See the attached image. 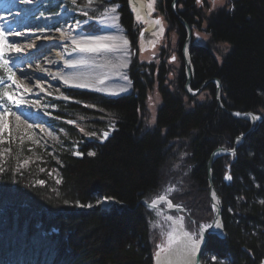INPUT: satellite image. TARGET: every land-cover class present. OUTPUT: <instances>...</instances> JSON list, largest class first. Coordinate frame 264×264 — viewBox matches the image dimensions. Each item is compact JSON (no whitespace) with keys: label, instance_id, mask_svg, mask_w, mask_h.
Returning <instances> with one entry per match:
<instances>
[{"label":"trees","instance_id":"16d2710c","mask_svg":"<svg viewBox=\"0 0 264 264\" xmlns=\"http://www.w3.org/2000/svg\"><path fill=\"white\" fill-rule=\"evenodd\" d=\"M172 1L166 0L169 20L181 32V47L186 28L172 12ZM114 3L120 4V20L134 50L129 67L133 90L120 97L85 90L74 93L80 98L78 104L84 105L73 104L63 113L76 117L88 132L91 122L96 130L108 121L116 127L109 139L96 144L95 155H89L90 141L80 157L65 151L58 184L28 181L26 172H19L15 164L0 162V264H154L164 239L158 229L151 230V212L143 201L151 202L171 180L181 182L179 191L171 195L174 204L195 215L206 212L213 217L210 222L215 218L207 184L210 155L246 131L250 122L218 108L215 83L207 87L212 94L206 101L190 96L184 64L171 76L164 58L170 48L161 49L160 64L141 62L128 0H94L93 7L102 11ZM180 14L191 24L185 13ZM205 30L206 43H192L196 68L192 88L218 77L229 109L264 116V0H233L230 10L208 17ZM219 44L229 49L221 60ZM156 83L161 104L155 126L150 127L144 109ZM86 113L96 118L90 120ZM223 159L215 163V183L224 199L229 236H212L203 258L212 252L227 259L226 264H260L264 260V120L239 147L230 185L223 180ZM103 197H114L117 205L90 208ZM194 222L199 227L210 223Z\"/></svg>","mask_w":264,"mask_h":264},{"label":"rangeland","instance_id":"374dc122","mask_svg":"<svg viewBox=\"0 0 264 264\" xmlns=\"http://www.w3.org/2000/svg\"><path fill=\"white\" fill-rule=\"evenodd\" d=\"M93 1L94 0L89 3V0H75V3H73L72 0H33V3L29 4L26 2V0H0V20L2 19V21H0V24L6 25V29H12L13 33H26L25 36H16L14 34L8 35V41L12 45V47L5 58H12L14 56L13 54L15 53L16 48H23L24 51L30 50L26 53L31 52L33 49H29L27 45L29 43L36 44L37 42H39L38 39L51 37L52 40H60L58 32H60L62 29L69 30L71 28H75L77 31L82 30L83 32L89 34L102 33L104 31V28L100 22V19L106 18L107 14L111 12L108 11L106 13L105 9L110 10L115 7V13H118L119 15V24L120 26L122 25L119 13V3L111 4L102 11H96L95 7H93ZM148 2L149 4L151 3V8L149 7V14H152L155 8V4H157L159 0H148ZM212 3L213 0H207V4L209 5L206 7L207 10H204L203 12L204 23L201 25L199 24L198 27H196L197 38L193 37V43L195 41V43L198 45L205 44L207 39L209 38V34H207L205 30L208 25V17L213 16L214 14H217L223 10H230L231 7V0H215V8L212 7ZM30 9L35 12V15H33L32 17L24 15L25 11ZM131 10L135 15V21L141 25L142 32L148 31V29L152 25L158 26V24L155 23L156 20L148 19L145 11L142 10L138 12L137 8H134V6ZM66 13L67 16L65 17L64 14ZM85 13H87V15H85ZM138 15L142 17V19L139 21L137 20ZM46 22H49V24L48 27L44 30L52 32H50L49 34H42L39 26L42 23ZM91 24H97V26L99 27H91ZM57 29H60V31H57ZM122 30L123 35L129 40L130 43V67L134 50H132L131 41L127 35L126 29L122 27ZM155 32L157 34L152 33L151 37L156 38L155 41H153L152 39L147 40V38H145L143 34H141L140 38H138V58L141 62L144 63L154 62L156 64H160L159 57L162 54L161 49L170 48V54L168 58L165 55L164 58L167 60L168 65L172 70L171 76H174L175 72L179 70L182 64H184L185 68V61L182 55L185 40L180 47L179 38L176 35V26H173L170 23V20L169 23L168 21L163 22L162 20H160L158 30H156ZM110 33L114 34L115 32L112 30L110 31ZM71 35L73 34L71 33ZM53 45L56 49H67L68 51H72V48L74 47L72 41L70 40L65 42L61 41L58 43L54 42ZM228 50V45L219 44L217 48L218 59L221 60L224 53H226ZM80 53L81 59L86 61V63L68 68L67 71H64L65 75H77L83 77L112 91H120L122 89L129 90L117 95H111L105 92L101 93L110 97L118 95L120 96L122 94L132 92L133 83L129 76V68L127 71L128 79H125V70L122 68L121 72L118 71L120 67L117 66L120 63V60L115 59V55L113 52L101 50L99 52ZM40 59H42V56L35 58L36 62H38ZM33 62V60L29 59L28 62L26 61L25 65L31 64ZM8 67L12 69V72L14 73L13 80L15 81L14 78L18 74V69L20 66L15 62L13 64L10 61ZM0 71L4 76L5 72L3 70ZM8 83L10 84V86L8 87L7 91L9 92V94L13 95L14 99H16L19 92L17 84L11 82ZM208 86H206L197 96L193 97H197L202 102L206 101L208 96L212 94L211 90L207 89ZM54 87L56 89L54 90V94L49 95L46 93H41L39 95L31 96L32 98H29V100L39 102L42 105V109L47 114L45 120L40 122V124L37 123L35 119H30L22 116V114L20 113H17V107L10 106L6 100L5 107H7L8 110L4 112V115L2 117H0V162H11L16 165V168L19 170V172H26L24 174H26V178H28V181L37 183V181L43 180L45 181V183H50L51 187L53 184H58V180L59 182L61 180L59 164L62 161L61 156L65 151H72L74 155L80 157L83 155V149L86 143L90 141V144H88L89 153H95L96 144L103 143L107 139H109L116 127L115 123H113L112 121H108L103 124L104 127H101L100 130H96V124L94 122H91L89 125L92 132H88V130L79 122L76 117L74 118L70 115H67L66 113H63L66 110L65 108H69L73 104L74 105L72 107L76 108H81L84 105L78 104L80 98H75V92L83 90L88 92L99 91L72 87L62 83L54 84ZM62 93H65L67 97L60 96V94ZM160 104L161 93L156 83L149 92L147 103L144 109L145 119L147 122L146 124H148L150 127L155 126ZM87 115L90 116V120L96 118L90 113ZM18 116L19 119H17ZM70 121L71 123H69ZM105 132H108V136L107 138H102ZM225 140L230 141V139L227 138H225L224 141ZM37 141H39V143H37ZM233 141L229 142L230 147ZM77 153H79V155H77ZM222 158H224V177L227 172L225 166L229 164V160L227 156H222ZM25 161H27V163H25ZM41 169H43V171H41ZM180 184V181L171 180L167 183L166 187L160 195H164L166 193L169 195L168 197L171 198V195L179 191L181 187ZM168 188H173L174 190L168 192ZM157 197L158 196H156L154 199H156ZM104 198L106 197H103L100 201L103 202ZM107 198H109L108 200L110 201L116 200L114 197ZM101 203L91 205L90 208L97 206L105 207ZM114 205H117V201ZM186 209L188 211L185 214L186 227L190 231L195 233L196 237H199V226L194 221L197 220L210 222L213 217L211 219L208 214H206V212L204 214L195 215L190 209ZM228 209L229 212H233L231 206H229ZM150 212L152 216L150 226L151 230L158 229L160 235L162 236V240L165 239L163 234L166 235V232L169 229V222L165 218V215L164 213H162V211L150 210ZM158 212L159 215L157 214ZM213 213L215 215L214 210ZM163 244L164 243H159L158 246L161 247ZM160 247H158V249ZM158 249L156 250L155 256L158 253ZM213 257H215V259H213ZM203 260L205 264H210L211 262H217L218 264L227 263V259H220L212 252L208 253L205 258H203Z\"/></svg>","mask_w":264,"mask_h":264},{"label":"bare ground","instance_id":"6f19581e","mask_svg":"<svg viewBox=\"0 0 264 264\" xmlns=\"http://www.w3.org/2000/svg\"><path fill=\"white\" fill-rule=\"evenodd\" d=\"M24 15L32 17L33 15H35V12H33V10L30 9V10L25 11ZM64 16L66 17L67 13L64 14ZM0 21H2V19ZM100 22L104 28V31L102 33H99V34L90 33L89 34V33L83 32L82 30L77 31L75 28H71L69 30L62 29L60 32H58L60 40H52L51 37L38 39L39 42H37L36 44L32 43L33 46L30 48H32L33 50L31 52L26 53L27 51H30V50H25L23 53H17L12 57V60H14L15 63L20 66L18 69V74L14 78L15 81L17 82L16 84H21L24 86L23 88H18L19 92L17 94L16 100L21 101V106L17 110L18 111L17 113L22 114V116L24 117L35 119L36 122L40 124V122L45 120V117L47 114L44 112V110L42 109V105L39 102L34 101V100H29V98L34 95H39L41 93H46L49 95L54 94L55 93L54 90H56L54 87V84H57V83H62V84L69 85L72 87H79L81 83H85L90 86L89 87H79V88L97 90V91L105 92L111 95H115V94L117 95L124 91H129L128 89H124V90L122 89L120 91H112L99 84L93 83L90 80H87L83 77H80L77 75L76 76L65 75L64 71L65 70L67 71L68 68L72 67V66L67 65L65 61L82 60V59H81V53L79 51L75 53V52L68 51V50L65 51V49L59 50V49L54 48V45H53L54 42L58 43L61 41L63 42L69 41V40L72 41L71 39L61 38L62 32L65 33L66 36L70 35L71 37H74L78 42H84L86 38L88 37L100 38L98 40L88 41L93 44L113 43V42L117 44H122V40L127 39L123 35V30H122L123 25H121L122 26L121 27L119 24L118 13L110 12L107 14L106 18L100 19ZM48 24L49 22H46V23H42L39 26V29L41 30L42 34H49L50 32H52V31L44 30L48 27ZM112 30L115 32L114 34L110 33V31ZM71 33L73 35H71ZM129 44L130 43H128V45L123 46L115 51H111L114 53L115 59L120 60V63L117 66V67H120L118 71L121 72V69L123 68L125 70V72L124 71L123 72L125 73L127 79H128L127 71H128L129 63H130ZM191 54H192V51H191ZM40 56H42V59L36 62L35 58H38ZM29 59L33 60L34 62L28 65H25L26 61L28 62ZM61 77L68 78L70 82L66 84L64 82V79H62ZM24 88H30L32 90L29 92H25ZM60 96L67 97L65 93L60 94ZM222 156H226V155L223 154ZM214 167H215V164H214ZM214 173H215V168H214ZM216 189H217L216 191H218L217 186H216ZM164 196L166 197V199L158 200L157 206L155 208H151L147 206V204L151 202L143 201L148 209L152 211L154 210L162 211L166 219L167 217L173 218L171 220L167 219V221L169 222V229L166 232L164 244L158 249V253H157L158 254V259H157L158 264H189L190 263L189 259L192 258L191 257L192 254L196 251L198 247L195 249V251H193L190 246L189 238L186 236H183L184 231L193 233L186 227V223H185V217H186L185 214L188 211L187 212L183 211L182 209H179L177 206H174L176 204L172 202L171 198L168 197L169 196L168 194L165 193ZM169 201H171L174 204V205L172 204L173 205L172 207H169ZM109 202L110 200H107V202H105L103 205H109V204H106ZM178 206H183V205H178ZM212 206H213V203H212ZM181 217H183V227L181 226V223L179 222V219ZM210 223H207V224L201 223V225H208ZM200 228L201 226L199 227V230ZM169 233H172L171 243H169ZM192 239L198 240L199 238L193 235Z\"/></svg>","mask_w":264,"mask_h":264},{"label":"water","instance_id":"95a60500","mask_svg":"<svg viewBox=\"0 0 264 264\" xmlns=\"http://www.w3.org/2000/svg\"><path fill=\"white\" fill-rule=\"evenodd\" d=\"M129 5L131 9L137 8V11H145L147 14L148 19H150V14H149V2L148 0H128ZM178 2L179 0H173L171 3V9L172 12L175 14V16L180 20V22L184 25V27L187 30V36L184 42L183 46V58L185 61V73H186V85H185V90L190 96H197L206 86H208L211 83L216 84V93H215V99L218 105V108L222 109L226 113L230 114L233 118L235 119H246L250 122V127L248 130L240 133L239 135L235 136L234 141L231 144V147L229 146V142L226 141L224 146H219L215 150H213L212 154L210 155L208 165H207V181H208V189H209V198L211 202L213 203L212 208L215 211V218L212 223L208 225H201V228L199 230V239L201 233L203 234V240H201L198 248L196 251L192 254V258H190V263L189 264H205L203 261V255L205 253L206 248L208 247L211 237L212 236H218L221 239L227 238L229 236L227 230H226V225H225V220H224V210H225V205H224V199L221 196V194L216 191V183H215V176H214V164L218 160L220 156L223 154L227 156L229 160V164L225 166L227 169L226 174L223 177L224 182L227 185H230L233 182V165L238 159V149L239 147L245 142L246 138L254 133L257 130V127L262 123L264 120V116L262 114L256 113L254 111H239V110H231L229 109L223 102L222 100V89H223V82L220 78L218 77H211L205 79L198 88L192 89V81L194 79L195 73H196V68L194 61L192 59V41H193V31L191 29L190 23L185 19L184 16L180 14L178 11ZM149 31V29H148ZM144 31L143 35H145ZM153 40L155 41L156 38H147V40ZM98 93H102L99 91ZM129 94V93H126ZM122 94V95H126ZM120 95V96H122ZM118 96H113V97H120ZM239 138V139H237ZM234 151V155H233ZM216 191V192H215ZM213 193H215V196H213ZM219 200V201H218ZM105 202H102L101 204L103 205ZM109 205H104L107 207H110L114 204H116V200H112L109 203H106ZM171 204H173L171 202ZM150 203L147 204L149 207ZM174 205V204H173ZM178 206V205H174ZM95 208V207H93ZM179 209H182L183 211L187 212V209L184 206H179ZM92 209V207H91ZM219 221V227L216 226V222ZM211 225V227H208ZM158 254H156L154 258V264H158ZM264 264V260L260 263Z\"/></svg>","mask_w":264,"mask_h":264},{"label":"snow or ice","instance_id":"6c2138e0","mask_svg":"<svg viewBox=\"0 0 264 264\" xmlns=\"http://www.w3.org/2000/svg\"><path fill=\"white\" fill-rule=\"evenodd\" d=\"M27 3L31 4L33 3V0H26ZM73 3H75V0H72ZM92 0H89V3H91ZM197 3H202V0H197ZM149 7L151 8V3L149 4ZM212 7L215 8V0H213L212 3ZM211 10V9H210ZM108 11L111 12H115L116 8L113 7L112 9H105V12L107 13ZM85 15H87V13H85ZM118 19V18H116ZM142 17H140L139 15L137 16V20H141ZM156 24H160L159 20L155 21ZM57 31H60V29H57ZM16 35V36H25L26 33L24 32H14L12 29H6V25L0 24V70H3L5 72L4 76H0V117H2L4 115V112H6L8 110L7 107H5V100L9 103L10 106H16L17 109L20 108L21 106V101H18L16 99H14L13 95L9 94V92L7 91L8 87L10 86V84L8 82L11 83H17L16 81L13 80V76L14 73L12 72V69L10 67H8L10 61L14 64V60H12L11 57L9 58H5L7 53L9 52V50L11 49L12 45L9 43L8 41V35ZM61 38H65V39H71L72 40V44L74 45V47L72 48L73 52L76 51H80V52H99L101 50H105V51H115L123 46L128 45L129 41L127 39H123L122 40V44H117L115 42L113 43H90L88 41L91 40H98L100 38L97 37H88L86 38V40L84 42H78L74 37H71L70 35H65V33H61ZM114 39V38H113ZM33 44H28L27 47H32ZM24 49L23 48H16L15 49V53L13 55H15L16 53H21L23 52ZM65 51H67V49H65ZM174 59V57H173ZM65 63L69 66L75 67L76 65L79 64H84L86 63V61L84 60H67L65 61ZM126 66V65H124ZM59 75V74H57ZM62 79H64V82L67 84L69 83V79L65 78V77H61ZM125 79H127V77H125ZM90 85L85 84V83H81L79 85V87H89ZM24 86L21 84H17V88H23ZM32 89L30 88H24L25 92H29ZM17 119H19V117H17ZM71 123V121L69 122ZM108 136V132H105L103 134L102 138H107ZM239 139V138H237ZM37 143H39V141H37ZM234 151H233V155H234ZM77 155H79V153H77ZM89 155H95V153H89ZM25 163H27V161H25ZM2 170V169H0ZM41 171H43V169H41ZM37 183L43 185L45 183V181L40 180L37 181ZM57 183H59V180L57 181ZM173 188H168L167 191L171 192L173 191ZM213 196H215V193H213ZM109 198H104L103 202H107ZM166 197L164 195H160L158 198L153 199L149 205V207L151 208H155L157 206L158 200H165ZM102 201H97V203H101ZM262 203H264V201H262ZM91 206V205H89ZM173 205L171 204V201H169V207H172ZM179 207V206H177ZM159 215V212L157 213ZM167 219L171 220L173 219L172 217H167ZM179 222L181 223V226L183 227V217H181L179 219ZM217 226L219 225V221L216 222ZM208 227H211V225H209ZM195 235L194 233H190L188 231H184L183 232V236H186L189 238L190 241V246L191 249L193 251H195V249L199 246L201 240H203V234L201 233L200 235V239L198 240H194L192 239V236ZM172 242V233H169V243ZM160 247V246H158ZM213 259H215V257H213Z\"/></svg>","mask_w":264,"mask_h":264},{"label":"flooded vegetation","instance_id":"af4514ba","mask_svg":"<svg viewBox=\"0 0 264 264\" xmlns=\"http://www.w3.org/2000/svg\"><path fill=\"white\" fill-rule=\"evenodd\" d=\"M179 1L181 2L179 3L178 11L179 12L181 11L183 14L185 13L187 15L186 17L190 19L191 21L190 25L193 31V37L197 38L196 27H198L199 24L201 25L204 23L203 12L204 10H207L206 7L209 4H207V0H202V3L199 4L197 3V0H179ZM232 2L233 0H231L230 8H232ZM166 3H167L166 0H159V2L155 4L153 13L150 14V19L159 20V21L162 20L163 22L168 21L169 23V13H168L169 10ZM133 17H134L133 38H140V35L143 34L141 30V25L135 21L134 13H133ZM158 27L159 24L158 26L152 25L149 28V31L145 32L144 37L151 38L152 33L157 34L155 31L158 30ZM176 35L178 36V38H182L181 32L177 28H176ZM186 35H187V30H186ZM184 38H186V36Z\"/></svg>","mask_w":264,"mask_h":264}]
</instances>
